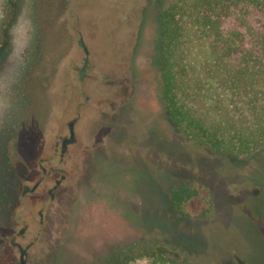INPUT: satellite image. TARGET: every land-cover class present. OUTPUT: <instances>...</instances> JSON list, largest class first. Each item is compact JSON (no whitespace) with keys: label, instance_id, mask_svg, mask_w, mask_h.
<instances>
[{"label":"rangeland","instance_id":"obj_1","mask_svg":"<svg viewBox=\"0 0 264 264\" xmlns=\"http://www.w3.org/2000/svg\"><path fill=\"white\" fill-rule=\"evenodd\" d=\"M173 1L13 0L0 56V264H18L15 242L31 243L27 264H151L156 252L184 264H264V147L231 157L168 118L160 23ZM187 47L200 68V46ZM128 59L146 130L120 105ZM74 118L85 122L88 162L72 168L67 196L40 225L44 206L21 193L43 172L35 162L46 138ZM182 185L197 190L186 214L173 200Z\"/></svg>","mask_w":264,"mask_h":264},{"label":"trees","instance_id":"obj_2","mask_svg":"<svg viewBox=\"0 0 264 264\" xmlns=\"http://www.w3.org/2000/svg\"><path fill=\"white\" fill-rule=\"evenodd\" d=\"M15 16L13 0H0V56ZM193 42L201 48L200 68L187 56ZM160 49L162 99L173 125L235 158L264 147V0H174L161 16ZM196 192L174 190L181 213ZM151 264L184 263L156 252Z\"/></svg>","mask_w":264,"mask_h":264},{"label":"flooded vegetation","instance_id":"obj_3","mask_svg":"<svg viewBox=\"0 0 264 264\" xmlns=\"http://www.w3.org/2000/svg\"><path fill=\"white\" fill-rule=\"evenodd\" d=\"M84 48L88 55L89 48L87 46ZM89 61L90 58L87 56L84 64L85 67L90 65ZM143 65L144 64H142V66ZM122 66L128 71L116 82H119V86L123 87V90L126 92L128 91V93L123 97V103L120 105L129 111L128 119L130 122H134L138 127L146 130L151 118L148 115L149 113L142 111H139L138 113L135 112L134 108H136L137 105L133 104L134 101L130 102L132 95H130L131 91L129 90L139 72H137L130 59L125 63L122 62L120 67ZM78 123L80 126H78ZM84 129H86V126L82 118H74L72 121H64L60 131L56 132V130H53L43 143L39 154L40 157H38V160L35 162L36 165L38 164L40 167H44L43 172L40 173L32 187L29 185L26 186L21 193L25 199L29 198L31 199L29 201L44 206V209L39 210L40 225L46 224L45 209L48 210L50 208L49 204L52 205V203L55 202L56 205H60L59 203L67 196V190L69 187L65 186L64 183L69 177L72 168L74 167L77 169L88 162V151H86L88 142L83 138ZM68 167H71V170L68 169ZM32 195H34V197ZM26 200L22 202L23 205L28 203ZM34 216H37L36 212L34 213ZM22 221L26 223L24 219H22ZM24 227L25 226L18 231V234L21 236H25L29 225L27 224L26 227ZM15 244L19 246L20 249L18 264H27L31 243L21 245L20 243L15 242Z\"/></svg>","mask_w":264,"mask_h":264}]
</instances>
